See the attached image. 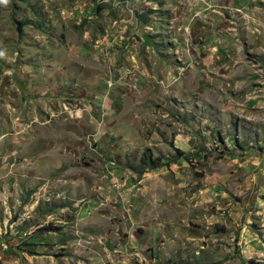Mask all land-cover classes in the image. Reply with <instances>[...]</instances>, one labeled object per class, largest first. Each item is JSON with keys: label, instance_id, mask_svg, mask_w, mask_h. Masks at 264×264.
<instances>
[{"label": "rangeland", "instance_id": "374dc122", "mask_svg": "<svg viewBox=\"0 0 264 264\" xmlns=\"http://www.w3.org/2000/svg\"><path fill=\"white\" fill-rule=\"evenodd\" d=\"M0 264H264V0H0Z\"/></svg>", "mask_w": 264, "mask_h": 264}, {"label": "trees", "instance_id": "16d2710c", "mask_svg": "<svg viewBox=\"0 0 264 264\" xmlns=\"http://www.w3.org/2000/svg\"><path fill=\"white\" fill-rule=\"evenodd\" d=\"M158 166V164L156 163V165H154L153 167H157Z\"/></svg>", "mask_w": 264, "mask_h": 264}, {"label": "water", "instance_id": "95a60500", "mask_svg": "<svg viewBox=\"0 0 264 264\" xmlns=\"http://www.w3.org/2000/svg\"><path fill=\"white\" fill-rule=\"evenodd\" d=\"M145 18H143V20H144Z\"/></svg>", "mask_w": 264, "mask_h": 264}]
</instances>
